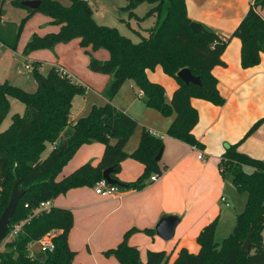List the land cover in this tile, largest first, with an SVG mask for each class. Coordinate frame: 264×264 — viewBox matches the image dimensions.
Here are the masks:
<instances>
[{"label": "trees", "instance_id": "1", "mask_svg": "<svg viewBox=\"0 0 264 264\" xmlns=\"http://www.w3.org/2000/svg\"><path fill=\"white\" fill-rule=\"evenodd\" d=\"M22 1H13V5L28 11L29 15L19 26L16 41L10 45L12 50L16 49L22 29L31 16L42 13L51 19V24L60 26V31L45 36L32 35L24 50L26 56L41 50L53 51L59 44L78 39L90 58L89 70L108 75L111 80L104 91L107 103L94 106L88 116L74 123L70 122L73 100L76 96H85L87 87L61 76L57 68H53L49 76L44 78L40 75L39 66H36L33 72L38 90L34 93H28L8 82L0 85V128L10 113L11 98L25 106V113L13 115L8 130L0 131V217L9 204L15 181L19 180L20 189L26 190L8 233L15 225L28 220L41 203L53 201L72 189L94 188L108 168L114 169L113 179L124 186L119 187L128 191H141L153 175H162L160 161H156V156L165 148L162 139L144 130L139 148L131 155L125 150L138 122L116 108L113 101L129 80L135 82L149 108L169 117L176 113L168 130L169 136L203 149L193 134L199 122V113L191 100L202 99L215 106L225 105L226 99L220 94L218 79L212 72L217 66H226L223 54L230 39L223 40L209 29L194 32L186 0H128L124 10L131 18L143 22L156 17L155 25L145 31L147 37L136 32L141 38L139 43L123 36L115 28L97 25L93 18L94 11L83 0H71L70 7H63L55 0H41L37 11L24 7ZM6 2L0 0V23ZM143 2L152 8L144 18H139L135 11ZM262 9L264 0H255L233 34L242 43L241 65L244 69L261 63L264 53ZM99 50L108 51L110 59H96L94 53ZM157 67H161L179 85L171 103L166 100L165 88L148 78V71H154ZM186 68L201 78V87L186 85L178 77V73ZM262 123L264 119L251 128L247 138ZM95 142L105 145L100 163L97 166L86 164L58 182L57 177L75 153L82 146ZM48 145L52 146V150L43 159ZM128 158L143 163L145 171L137 181L122 183L118 174L122 163ZM220 166L222 173L232 179L237 191L248 195L246 208L237 216L234 231L222 243L216 240L218 220H215L197 237L200 252L193 254L182 249L173 264H264V162L239 152L236 144L226 148ZM247 166L254 171L247 172ZM73 226V213L66 209L52 208L48 213L33 217L23 226L18 237L0 253V264H77V253L69 245ZM136 231H128L123 242L117 248L104 252V255L115 258L119 264H169V257L164 251L149 252L147 262H143L140 251L129 244L130 236ZM251 231V249L244 251L242 247ZM50 232H58L53 239L55 251L43 253L37 250L32 258L29 257V245ZM144 232L154 235L152 229Z\"/></svg>", "mask_w": 264, "mask_h": 264}, {"label": "crops", "instance_id": "2", "mask_svg": "<svg viewBox=\"0 0 264 264\" xmlns=\"http://www.w3.org/2000/svg\"><path fill=\"white\" fill-rule=\"evenodd\" d=\"M13 1L16 0H7L6 3L15 7ZM186 1L188 15L194 23L202 24L205 29L215 32L223 40L230 39L223 54L226 66H217L212 72L218 79V89L226 99V103L223 106H215L202 99L191 100L192 106L199 113V122L193 134L203 146V149L195 150L193 146L168 135V129L176 118L175 112L170 118L163 119L146 105L134 81L129 80L124 84L113 101L114 106L135 119L138 124L139 115L152 114L160 121V126L152 127L149 132L162 139L165 144L159 162L163 173L157 181L147 182V186L141 191L123 190L121 197H101L96 194L94 188L83 187L72 189L53 200L54 208L66 209L73 213L74 226L69 234V245L71 250L77 253V257L85 255L89 264H119L115 258L106 257L104 252L117 248L123 242L125 234L133 229L137 231L130 236L129 244L138 249L140 255L164 251L167 255H176L169 257V264H173L182 249H187L193 254L199 253L197 237L206 226L218 220L216 230L218 236L223 233L224 225L237 222L229 198L232 189H237L232 179L222 173L220 166L226 148L237 144L239 152L264 162V123L247 138L251 128L264 119V53L258 66L244 69L241 65V40L233 37L255 0ZM85 2L90 5L88 0ZM18 10L22 20L29 15L24 9ZM260 13L264 18V9ZM4 15L3 7L1 23ZM43 16L36 13L28 20L27 37L22 44V50H25L32 35L45 36L60 31V26L51 24V19ZM151 18H155L156 23V17ZM16 28L8 33L0 30V52L11 56L13 62L18 61V58L25 59L24 50L15 57L10 48L17 38ZM75 42L80 45V40L77 39ZM60 45L65 44L56 47ZM80 48V53H76V60L72 63L64 62L56 55L55 49L33 52L28 56L30 61L25 64V69L33 72L34 68L39 66L40 73H45L47 64L51 70L62 67L69 75L75 77V80L86 85L87 89H98L95 92L102 93L98 98L105 105L107 98L103 95V91L111 77L91 71L89 73L87 70H89L90 58L86 55L82 56L81 52L85 50L81 46ZM94 54V57L102 61L110 59L108 51L106 53L97 51ZM27 66L32 67L33 70L27 69ZM159 69L164 72L161 67H157L154 71H148V78L165 88L166 100L171 103L179 85L175 79L165 73L168 77H162ZM6 82L9 83L8 72L0 73V85ZM87 95L88 92L83 98L82 96L74 98L73 118H70V122L74 123L88 116L94 106H103L93 102L88 103ZM79 98L82 100L81 105L76 108L74 103ZM11 124L12 122L8 124L9 127ZM2 126L1 132L9 128ZM140 142L139 136L130 140L126 152L129 155L134 153L139 148ZM104 151L105 145L98 142L82 146L64 167L57 181L63 180L86 164L97 166ZM201 152L205 155V161L198 158ZM49 154L50 152L43 159ZM144 171L143 163L128 158L122 163L118 178L122 183L135 182ZM246 171L251 173L254 169L247 166ZM223 198L226 202L222 201ZM167 216H175L179 219L175 236L170 241L163 240L155 231L161 219ZM147 229L154 230V235L146 234L144 231ZM262 235L264 245V231ZM77 257L75 263L81 264L77 261Z\"/></svg>", "mask_w": 264, "mask_h": 264}, {"label": "rangeland", "instance_id": "3", "mask_svg": "<svg viewBox=\"0 0 264 264\" xmlns=\"http://www.w3.org/2000/svg\"><path fill=\"white\" fill-rule=\"evenodd\" d=\"M55 1H57L63 7H70L72 4L71 0H55ZM88 1L90 2L92 10L95 12L93 15V18L97 25L115 28L120 32V34L131 39L135 43H139L141 41V38L138 36L136 32H141L144 37H147L148 33H146L144 30L150 29L155 24L154 22L155 18H148L144 20L143 22H139L136 18H131L129 16V13L126 10H124V8L128 5V0H88ZM151 8L152 6L150 4H148L147 2H143L138 6L135 13L137 17L144 18ZM4 9H5V15H4L5 17H3L4 19H2V23H0V30L5 33H8L10 30L17 27L16 31L18 33L19 26L22 23V17L19 16V12H18L19 8L12 7L10 3H6V5L4 6ZM40 14L41 16H43L42 13ZM26 37H27V29L25 25V27L22 29L20 38L18 39L16 49L12 50V53L13 55H15V57H17V55L22 53V51L24 50V49L22 50V44L26 40ZM79 51H81L80 45L79 43H76L75 40L69 42L68 44L60 45L55 48L56 55L62 58V60L66 63L74 62L77 56L76 53H80ZM98 52L106 53V50H101ZM81 55L82 56L86 55L89 58V56L85 54L84 51L81 52ZM95 58L98 59L97 57ZM18 59H19L18 61L13 62L11 56L1 54L0 52V73L8 72L9 84H11L12 86L20 88L28 93L36 92L38 90V82L36 81L34 72L32 71L30 72L25 69V64L29 62L30 59L26 55H25V59L24 58H18ZM48 62L51 63V61H48ZM87 71L91 73L90 70H87ZM44 72L45 73H40V75L44 78H47L51 72V67H49L48 64L46 65ZM159 74L162 77H168L160 69H159ZM73 78L75 80V77ZM76 81L78 82V84L81 83L77 79ZM106 88L104 89V91L106 90ZM87 90H88L87 96H89L87 97L89 98V100H87L88 103L93 102V104L103 105L102 103L103 101L98 98V96L99 97L102 96V93L95 92L98 89L93 88V90L91 89L90 90L87 89ZM104 91H103V95H104ZM83 97L84 96H82V98ZM81 101H82L81 98L75 101L74 104L76 108H78L81 105L80 104ZM10 102H11L10 113L7 119L5 120V122L3 123V126H2L3 128L9 127L10 123L12 122L13 115L15 114L22 115L25 112V106L19 100L11 98ZM150 109H152L151 111L155 112L157 115L159 116L161 115L160 117H163V119L170 118L169 116H164L161 112H159L156 109H153V108H150ZM73 111L70 114L71 115L70 118H73L72 117ZM137 120L139 121L138 127L134 131L130 140H132L133 138L135 139L138 136L140 139L144 130L149 131L152 127L160 126V121L158 120L156 116L152 114L139 115V118ZM49 152H51V145L47 146V149L44 155L42 156V158ZM229 198L232 202L231 204L233 205L232 210L235 215L234 218L236 220V216L242 214L246 208L247 194L241 193L235 189H232L231 196ZM235 226H236V221L232 225H229V224L228 226L224 225L222 229L223 233L216 236L217 242L222 243L227 237H229L230 234L234 231ZM227 230L228 232L226 233ZM57 234L58 232H55V235ZM4 250H5L4 244H1L0 251H4ZM37 250H38L37 247L32 248L33 252L34 251L36 252ZM140 256L143 262H147L148 255H140ZM171 256L174 257L176 255H171ZM171 256L168 255V257H171ZM77 261L81 264H89L85 255H78ZM168 261L170 262V259Z\"/></svg>", "mask_w": 264, "mask_h": 264}, {"label": "water", "instance_id": "4", "mask_svg": "<svg viewBox=\"0 0 264 264\" xmlns=\"http://www.w3.org/2000/svg\"><path fill=\"white\" fill-rule=\"evenodd\" d=\"M41 0H24L22 5L30 10L37 11L41 5ZM191 28L194 32H205V27L199 23H192ZM178 77L186 85H195L198 87L202 86V81L200 77L195 76L191 70L183 69L178 73ZM163 155V151L156 156V161H160ZM114 172L113 168H108L103 172V179L107 180L108 183L112 186L117 185L124 187L119 181L113 179L112 174ZM26 193L25 189H20L19 180H16L12 189L11 197L8 206L5 208L2 216L0 217V246L3 240L6 238L8 227L11 223V220L15 214L16 208L22 199L23 195ZM179 224V219L175 216H167L161 219L157 225L155 231L156 234L165 241H170L175 236V230ZM253 240V232L251 231L248 235L244 245V251H250Z\"/></svg>", "mask_w": 264, "mask_h": 264}, {"label": "built area", "instance_id": "5", "mask_svg": "<svg viewBox=\"0 0 264 264\" xmlns=\"http://www.w3.org/2000/svg\"><path fill=\"white\" fill-rule=\"evenodd\" d=\"M27 69L33 70V68L30 66H27ZM39 71H40V69H39ZM57 71L61 76L66 77V78L71 79V80H74V78L71 75H69L65 71V69H63L62 67L57 68ZM140 95H142V94L140 93ZM55 147H56V144H55ZM193 148L195 150L198 149L197 147H194V146H193ZM198 158L200 160L205 161V155L203 154V152H201V154L199 155ZM158 178H159V175H153L148 182H155L158 180ZM94 190H95L97 195H99L101 197H105V198L121 197L122 192H123V190L119 186H116V185L112 186L105 179H102L101 181L97 182L95 187H94ZM222 201L226 202V199L223 198ZM52 202L53 201H47V202L41 203L40 206L36 210L33 211V215L28 220L23 221V222L15 225L10 233L7 232L6 238L1 243V244H4V248L8 243L13 242L18 237V235L22 232L23 226L27 222H29L33 217H35V216H37L43 212H46V213L50 212L51 209L54 208ZM26 207H28V205H26ZM54 237H55V232H50L47 235H45L41 240L36 241L34 243H31L29 245V252H30L29 257L32 258L34 256L35 251L34 252L32 251V248H34V247H37L38 250L43 252V253L54 252L55 248H56L54 240H53ZM1 252H3V251H0V253Z\"/></svg>", "mask_w": 264, "mask_h": 264}]
</instances>
